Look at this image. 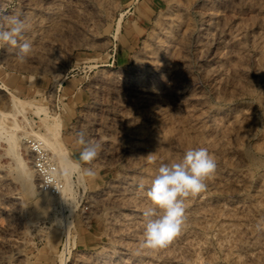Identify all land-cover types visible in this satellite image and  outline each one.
Listing matches in <instances>:
<instances>
[{
    "label": "rangeland",
    "instance_id": "obj_1",
    "mask_svg": "<svg viewBox=\"0 0 264 264\" xmlns=\"http://www.w3.org/2000/svg\"><path fill=\"white\" fill-rule=\"evenodd\" d=\"M7 3L33 56L0 49V264H264V0ZM80 129L102 144L92 164ZM37 142L60 193L41 187ZM189 147L216 171L186 227L137 254L147 187Z\"/></svg>",
    "mask_w": 264,
    "mask_h": 264
},
{
    "label": "clouds",
    "instance_id": "obj_2",
    "mask_svg": "<svg viewBox=\"0 0 264 264\" xmlns=\"http://www.w3.org/2000/svg\"><path fill=\"white\" fill-rule=\"evenodd\" d=\"M31 27L27 17L10 13L7 0H0V49L13 54L19 64H26L33 56V45L26 39ZM74 135L81 146L79 160L92 164L102 144L88 139L85 129L77 130ZM149 160L152 162L154 157L150 155ZM216 168L215 157L205 147H189L180 159L159 165L145 193L150 203L142 212L144 230L137 254L166 247L186 227L188 200L205 191L206 181ZM82 176L95 178L96 172L91 167L83 168ZM255 227L258 232L264 231V218Z\"/></svg>",
    "mask_w": 264,
    "mask_h": 264
},
{
    "label": "built area",
    "instance_id": "obj_3",
    "mask_svg": "<svg viewBox=\"0 0 264 264\" xmlns=\"http://www.w3.org/2000/svg\"><path fill=\"white\" fill-rule=\"evenodd\" d=\"M32 147L36 156L35 168L41 177V187L52 193H60L63 186L59 179L57 166L51 161L41 144L37 142Z\"/></svg>",
    "mask_w": 264,
    "mask_h": 264
},
{
    "label": "bare ground",
    "instance_id": "obj_4",
    "mask_svg": "<svg viewBox=\"0 0 264 264\" xmlns=\"http://www.w3.org/2000/svg\"><path fill=\"white\" fill-rule=\"evenodd\" d=\"M15 138H16V137H15ZM15 143H16V142H15ZM46 145H47V144H46ZM53 148H54V147H53ZM53 148H52V150H53ZM21 166H22V165H21ZM23 166H25V165H23ZM22 168H25V167H22ZM22 170H23V169H22ZM22 170H21V171H22ZM58 171H59V170H58ZM22 172H23V171H22ZM24 172H25V171H24ZM24 174H27V173L25 172ZM24 174H23V175H24ZM24 178H26V177L24 176ZM28 181H29V180H28ZM26 184H27V183H26Z\"/></svg>",
    "mask_w": 264,
    "mask_h": 264
}]
</instances>
